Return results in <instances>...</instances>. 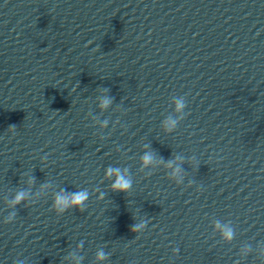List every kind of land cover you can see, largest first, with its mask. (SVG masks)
<instances>
[{
	"label": "clouds",
	"instance_id": "clouds-1",
	"mask_svg": "<svg viewBox=\"0 0 264 264\" xmlns=\"http://www.w3.org/2000/svg\"><path fill=\"white\" fill-rule=\"evenodd\" d=\"M110 103L109 99H105L101 105V107H107L108 104ZM183 108V104L182 102H178L177 103V109H181ZM171 125L175 124V121L170 122ZM169 130H171V127L169 128ZM152 157L149 154H145L143 157V163L144 165H147L151 162ZM116 175V179L115 182L112 184V189L114 191H128L131 188V182L130 180H128L125 176L120 174V170L119 169H112L109 168L107 170L106 175L108 177H111L113 175ZM24 198V193H18L15 200L13 201V203H19L22 199ZM88 198V194L86 191H81V192H77L75 194H72L70 200L66 199L64 197H57L56 201H55V205L56 208L59 212H63L66 210L67 207L72 206V207H78L81 210H83V205L85 203V201ZM219 227V225H218ZM223 238L225 240H231L233 238V231L230 228H225L223 230ZM98 259H103L104 258V253L100 252L97 255Z\"/></svg>",
	"mask_w": 264,
	"mask_h": 264
}]
</instances>
